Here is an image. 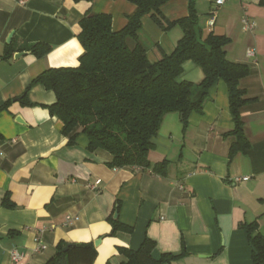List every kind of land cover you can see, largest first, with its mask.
I'll return each mask as SVG.
<instances>
[{
	"label": "crops",
	"instance_id": "0c3cea01",
	"mask_svg": "<svg viewBox=\"0 0 264 264\" xmlns=\"http://www.w3.org/2000/svg\"><path fill=\"white\" fill-rule=\"evenodd\" d=\"M205 1L196 4L203 38L210 32L228 36L227 58L249 67L239 83L248 99L240 113L250 145L229 157L235 123L228 86L219 80L186 128L181 113L164 117L150 154L154 164L168 161L162 174L111 167L112 154L90 150L85 134L69 144L49 109L55 92L30 87L49 68L79 65L85 16L110 14L118 31L137 6L130 0H0V264H46L62 241L95 245L98 239L96 264H121L126 258L119 246L137 249L146 237L156 242L155 256L175 255L163 264H254L243 225L257 221L254 234L264 235V5L226 0L210 28L213 3ZM189 3L171 0L162 12L174 21L189 14ZM245 15L256 22L251 32L243 28ZM142 23L139 41L152 62L170 54L183 36L179 25L165 30L150 15ZM36 43L51 48L42 57L28 52L15 58L26 51L21 47ZM250 48L255 56H248ZM8 49L14 52L6 59ZM203 78L195 62L184 63L180 81ZM67 216L78 219L66 224ZM111 217L133 231L111 235Z\"/></svg>",
	"mask_w": 264,
	"mask_h": 264
},
{
	"label": "trees",
	"instance_id": "16d2710c",
	"mask_svg": "<svg viewBox=\"0 0 264 264\" xmlns=\"http://www.w3.org/2000/svg\"><path fill=\"white\" fill-rule=\"evenodd\" d=\"M137 7L128 16L126 25L112 29V16L107 13L87 15L81 20L78 35L84 52L76 67L49 68L34 78L56 94L49 106L52 115L63 123L62 133L73 144L80 134L89 139L92 151L103 149L112 154L113 168L138 167L165 173L168 161L152 163L155 138L164 117L171 112L183 115L184 128L192 112H202L210 91L219 80L228 86L230 110L235 128L229 132L236 140L231 144L229 157L246 151L250 143L244 132L241 107L248 101L240 80L249 67L227 58L225 47L231 39L210 32L202 36L195 0H189V14L174 21L166 19L162 7L171 0H130ZM264 5V0H260ZM150 15L159 26L168 30L179 25L183 36L170 54L160 60H149L146 48L139 41L142 19ZM46 43L26 44L20 49L38 57L50 50ZM8 49L4 58H11ZM193 61L204 72L199 83L180 81L186 61ZM7 107V103L2 107ZM7 206H12L6 200ZM111 235L118 231L132 232L133 228L110 218ZM253 247V263L264 264V235L257 221L243 225ZM69 245L67 251L63 248ZM156 242L146 237L137 249L119 246L126 258L121 264H163L175 255H154ZM98 251L94 243L60 242L56 254L46 264H96ZM106 264H111L107 262Z\"/></svg>",
	"mask_w": 264,
	"mask_h": 264
},
{
	"label": "built area",
	"instance_id": "2783aa9c",
	"mask_svg": "<svg viewBox=\"0 0 264 264\" xmlns=\"http://www.w3.org/2000/svg\"><path fill=\"white\" fill-rule=\"evenodd\" d=\"M22 3L25 2V0H21ZM226 2V0H212L213 7L209 13V18H208V26L210 28H213L216 24V20L218 17L219 9L220 7ZM242 25L245 31H253L256 28V22L254 20H251L247 15H245L242 19ZM248 56H255L256 55V50L254 48H250L247 51ZM249 177H236L234 181H239V180H247ZM94 188L95 186H91ZM77 216H67L66 217V224H71L75 220H77ZM41 248H46V245H42ZM13 257L15 259L18 258L17 254H14Z\"/></svg>",
	"mask_w": 264,
	"mask_h": 264
},
{
	"label": "water",
	"instance_id": "95a60500",
	"mask_svg": "<svg viewBox=\"0 0 264 264\" xmlns=\"http://www.w3.org/2000/svg\"><path fill=\"white\" fill-rule=\"evenodd\" d=\"M28 52H29V51H21V52H18V53L15 54V58H19V57H21V56L27 54ZM18 118H19V120H20V117H18ZM117 217H118V213L116 212V213H115V218H117ZM100 242H101V239L96 240V241H95V245L98 246V245L100 244ZM68 249H69V245H66V246L63 248V251H67Z\"/></svg>",
	"mask_w": 264,
	"mask_h": 264
},
{
	"label": "rangeland",
	"instance_id": "374dc122",
	"mask_svg": "<svg viewBox=\"0 0 264 264\" xmlns=\"http://www.w3.org/2000/svg\"><path fill=\"white\" fill-rule=\"evenodd\" d=\"M200 1L201 0H195L196 4H199ZM202 2L206 4V1L205 0H202Z\"/></svg>",
	"mask_w": 264,
	"mask_h": 264
}]
</instances>
